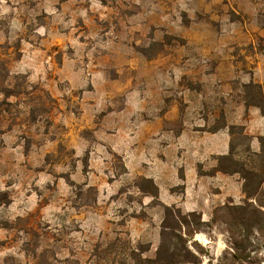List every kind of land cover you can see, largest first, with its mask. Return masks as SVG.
<instances>
[{
    "label": "rangeland",
    "instance_id": "obj_1",
    "mask_svg": "<svg viewBox=\"0 0 264 264\" xmlns=\"http://www.w3.org/2000/svg\"><path fill=\"white\" fill-rule=\"evenodd\" d=\"M259 90L264 0H0V264H147L170 205L168 225L197 230L192 255L173 240L176 264H264V194L242 191L264 166L247 124L229 125L231 157L206 149L220 100L253 107ZM182 127L198 129L205 176L186 199L189 140L163 135ZM220 167L239 173L210 184Z\"/></svg>",
    "mask_w": 264,
    "mask_h": 264
},
{
    "label": "crops",
    "instance_id": "obj_2",
    "mask_svg": "<svg viewBox=\"0 0 264 264\" xmlns=\"http://www.w3.org/2000/svg\"><path fill=\"white\" fill-rule=\"evenodd\" d=\"M197 96L198 99H200L199 98L200 93L197 92ZM199 101L200 100H196L194 103L196 110L199 107ZM220 103L222 105V109L225 113L226 119H225V123L221 127H219V129H217L214 133L208 136L209 142L206 145L208 155L209 156L212 155V157L213 156L217 157V156H223L229 154L230 152L229 125L235 122H240L242 123V125L247 124V126H245L244 131H246L251 137L250 145L254 151L259 150L260 146H259L258 136L264 135V111H262L261 108L258 107L257 105L253 107H249L246 106V104L243 101L239 103L233 102L231 101L230 97H223V100L221 99ZM176 106H177L176 104L172 105L170 109H168L162 117L158 118L159 121H163V120L169 121L175 119L177 117L175 113ZM199 112L200 111H196V115H194L193 118V122H194L193 125H195V128H199L204 123V120L199 116L200 115ZM246 112L249 113L247 120L245 119V117H243L244 113ZM182 124L186 125L184 118H182ZM195 128L188 130L182 127L180 131L176 134L173 133L172 128H167L163 133V135L169 137L168 139L169 142L172 143L174 142L175 149L185 147L184 141L186 139L189 140V145H190V149H188L190 152L189 162H186V160H184L183 153L177 155V159L179 160L177 164L179 165V167H182V172H183L182 177L180 179L182 180L184 185L185 199L187 195H190L191 197L193 193L198 192L197 183L201 182V179L205 177V176L200 177L197 171V166L198 163L200 162L199 156L201 151L199 150L197 144L198 138H200L198 136L199 134L198 129ZM210 165L215 167L217 166V163L213 162V164ZM226 174L232 175L229 173L215 171V173L212 176H208V177L206 176V177L208 178V181L211 184L213 183L214 180H218V181L225 180ZM202 182H204V180H202ZM156 184L160 188L158 181H156ZM185 199L178 204L182 208H185L188 205ZM204 199L205 197L202 200ZM196 205L198 206L199 203H197ZM204 212L205 211H202L200 213L201 217L205 215Z\"/></svg>",
    "mask_w": 264,
    "mask_h": 264
},
{
    "label": "trees",
    "instance_id": "obj_3",
    "mask_svg": "<svg viewBox=\"0 0 264 264\" xmlns=\"http://www.w3.org/2000/svg\"><path fill=\"white\" fill-rule=\"evenodd\" d=\"M259 94L261 95V100L262 103L258 104L257 106L260 107L261 109L263 108L264 111V94L261 90H259ZM231 128V127H230ZM231 131V130H230ZM258 141H259V151H253V154L255 156H257V158H259L260 161L264 162V135H260L258 136ZM231 157V144H230V152L228 155H223L221 156V158H228ZM219 171H222L224 173H239L238 170H226V169H222L221 167L218 169ZM245 179V177H243ZM264 178V166L263 169L261 171V177H260V186L258 189L249 192L248 189L246 188L245 182L242 186V191L243 193L246 195L247 199L253 198L256 199V196L259 195V193L264 194L263 190L261 188V182L262 179ZM177 210V211H176ZM165 211L166 214L162 220V227H161V232H160V242L159 245L156 249V255L154 259H149L147 260L148 263L147 264H176V263H185L186 261H180V259L186 257V255H182L180 253L177 252V244L178 242L181 244H183V250H185L188 253L192 255V253L190 252V250H188L187 247V242L189 241V238H193V234L197 232V230L195 229H189V226L186 225V222H183L181 220H179V218L177 217V226H179V228H174L173 226H170L167 224V214H170L173 212H177L178 214H180V211L178 208H176L175 206H165ZM192 213V212H191ZM196 215V213H195ZM199 218V223H204V221L201 220V216L200 214L198 215ZM180 227H184V230L188 228V231L183 233H176V229L180 230ZM175 230V231H174ZM187 237V239L185 237ZM178 241V242H173V240ZM177 243V244H176Z\"/></svg>",
    "mask_w": 264,
    "mask_h": 264
}]
</instances>
